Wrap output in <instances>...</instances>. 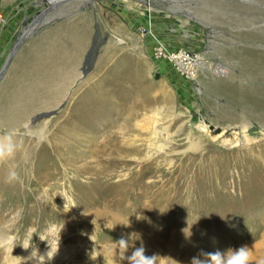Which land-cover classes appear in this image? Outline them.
Masks as SVG:
<instances>
[{
	"label": "rangeland",
	"instance_id": "374dc122",
	"mask_svg": "<svg viewBox=\"0 0 264 264\" xmlns=\"http://www.w3.org/2000/svg\"><path fill=\"white\" fill-rule=\"evenodd\" d=\"M125 1L136 7L127 10ZM138 9L155 14L146 22ZM154 36L156 47L200 57L207 66L187 65L186 72L179 70L183 79L170 76L153 54ZM263 37V0H0V135L16 130L24 154L13 163L31 178L28 199L0 190V264H39L40 256L45 264H129L140 247L156 257L154 264L166 259L167 249L173 263L191 264L205 253L247 247L249 263L258 264L254 259L264 248V109L257 103H264V65L256 66L252 53L264 54ZM129 66L135 73L142 69L141 77L128 78L130 69H121ZM151 86L159 103L136 108L140 92ZM59 88L61 97L52 94ZM93 90L110 103L97 126L83 128L78 113ZM54 106L57 113L48 117ZM67 134L77 137L72 154L62 145L52 154V141ZM79 135L91 139L80 144ZM111 135L122 147L94 155ZM37 148L48 153L26 158ZM34 163L44 165L35 170ZM87 164L115 173L112 182L146 172L137 179L138 190L159 203L165 237L128 244L124 252L118 243H104L94 208L77 211L63 203V212L74 213L65 222L36 204L48 200L55 180L66 183L74 167ZM26 200L40 209L28 212ZM59 239V251L48 260L49 244Z\"/></svg>",
	"mask_w": 264,
	"mask_h": 264
},
{
	"label": "bare ground",
	"instance_id": "6f19581e",
	"mask_svg": "<svg viewBox=\"0 0 264 264\" xmlns=\"http://www.w3.org/2000/svg\"><path fill=\"white\" fill-rule=\"evenodd\" d=\"M129 5H131V7ZM124 7L125 8H127V7L134 8V7H136L135 2L129 3L127 1H125ZM127 10H128V8H127ZM137 12H141V13L146 15V20H147L146 22L150 21L149 17H150V15H152L154 13L153 10H146V9H141V10L138 9ZM153 39H156V40L152 41L153 43H152L151 47L153 48V54L156 53V56H159V60H161L163 62L164 67L165 68L167 67V69L169 70L168 72H169L170 76H175V78L180 77L183 79L184 77L181 75L179 70H183L186 72V70L188 69L187 65L193 66L196 69H199L200 67H205V65L207 66L206 61H204L202 58L197 57V56H191L190 57L188 55H181V54L180 55H177V54L172 55L167 48L163 49L160 46V44L158 47H156V45H158V44H155L156 42H158L157 37L154 36ZM263 39H264V37H263ZM252 55L256 56L257 59H259V61L254 62L256 66L264 65V54L261 53V54L256 55L255 53H252ZM78 59H80V58H78ZM119 61H121V60H119ZM122 64H123V62L121 61L118 64V68L119 67L121 68ZM133 67L134 66H129L127 68L124 67L121 69V71L126 70V69H130L129 72H126L128 78H130V77L133 78L135 76H137L138 78L141 77V73L143 74L142 69H141V72L138 71L135 73L136 68L134 67V70H133ZM77 68H79V67H77ZM140 68L141 67H139V69ZM73 74H75V73H73ZM52 75H53V73H52ZM74 82H73V84H74ZM131 82H132V80H131ZM49 83H50V81H49ZM60 83H62V82H60ZM48 85L51 86L50 84H48ZM138 86H142V85H138ZM138 86H136V88ZM60 88L63 89V85H61ZM60 88L58 89V91H54L52 94H54L55 96L57 94V96L61 97L62 96L61 93H63V91H60L61 90ZM136 88H134V89H136ZM145 88H146L145 90L140 92L142 94L141 97H144V98L140 99L141 103H140V105H136V108H137V106L145 107V105H148L149 107H153L155 104L159 103L158 102L159 100H157V97L153 96L154 89H152V86L151 87H145ZM140 89H143V87H141ZM75 90H77V88H75ZM72 91L73 90L70 89V91H69L70 93L68 92L69 95L71 94ZM94 91L95 90H93V93L90 96V99H89L87 106H84L83 111L82 112L80 111L78 113L79 114L78 115V121L83 122V120H84L83 128L85 126L86 127L87 126H90V127L97 126L99 120L101 121L102 118H104V117H102L101 111L105 110L104 108L107 107V105L110 103L108 101L109 100L108 97L101 95V94H98L97 91H95V92ZM89 94H90V92H89ZM133 94H135V93H133ZM139 96L140 95H138L136 97H139ZM135 100H136V98H135ZM66 101H67V99H66ZM133 102H135V101H133ZM135 103L139 104V102H135ZM120 105L122 106L123 104L120 103ZM129 105L132 106L130 103H129ZM257 105H258L259 109H264V103L258 102ZM123 106H125V104ZM124 108H126V107H124ZM55 109H56V107L54 106L52 108L53 111L51 113L47 114V116L48 117L51 116L52 113L56 114L57 111L55 112ZM64 111L66 112V109ZM64 111H63V113H64ZM50 120H51V118L49 119V121ZM53 120L54 119H52L51 121H53ZM67 120H68V118H67ZM204 127H205V125H204ZM63 134H64V132H63ZM88 137L89 136L85 137L83 135H79V138L77 141H79L78 143L82 144L84 142V139H86ZM76 138L77 137L75 135L72 136V134H67L64 139H62V138H61V140L54 139L52 141V146H51L52 149L54 150V153H52V154H55L58 151L57 147L59 145H62V147L65 149L66 154L71 153L70 144L73 145V140H76ZM82 138H84V139H82ZM41 139L42 138H40V140ZM89 139H91V137H89ZM77 141H75V143ZM110 147H111V149L114 148L115 150H119L120 147H122V146L117 144V139H114V136H112V135L108 138L107 142L102 143L100 148L96 149V152H94L93 154L96 155L98 152L101 153V151H102V153L106 152L107 148H110ZM22 149H23V147L21 146V144H19V148H18V151H17L14 159L10 160V163H5L3 165H0V190L8 192L7 194H10L14 197H26V199H28L30 197L25 194V191L28 190V186L30 184L31 178H29L27 176V174L26 175L23 174V176H21V174H20L21 169L19 171L16 170L19 167L18 164L13 163L14 160L22 154V153H20ZM63 151H61V152L63 153ZM122 152H123V150H122ZM47 153H48L47 149H42V152H40L39 148H37L36 151H34L33 149L30 151L29 150L26 151L25 156H26V158L29 159V157L31 155H33L34 158L37 159V158H40L41 155L47 154ZM23 154H24V152H23ZM23 154H22V156H23ZM128 154L129 155L132 154L131 156H133L134 151H129ZM70 164H71V161L69 162V165ZM26 165H28V167H31L30 166L31 163H26ZM34 165H35V170H38L41 166L44 165V163H34ZM93 167L94 168L90 167L88 164L86 166H81L79 168L77 167V169H76V167H74V169H75L74 171H76V174H74V176L69 178L66 183H60L58 180H55L54 183H52L50 185V190H49L50 195H47V193H46V197H48V200L46 202L36 201V204H40L42 209H46V210L49 209V210H52L53 212L57 211L56 214H59L60 216H62V218L64 219L65 222L66 221L71 222V214L74 215V213L68 212V211H67L68 213L66 211L63 212L65 210L62 207L63 203H67L69 208L71 207V208H73V210H77V211H82V210H87L89 208H94V210L96 212H94V214H92V216L95 219V223H97L96 226L100 227L103 230L104 234H106L103 241H104V243H107V245L111 244V243H118L121 239H125L126 241H128V244L140 243L143 240H145V238L147 239V241L150 240V243H154V238L158 234H161L162 236L165 237V234L168 232V230L165 227H160L158 225V223L160 224V222L162 221V217L164 216L163 213L158 215L157 207L159 206V203H155V202H157L156 199H152L150 196H148L150 193H148L146 190L145 191L142 190L141 192H139V190H138V187L141 185H139L137 183V179L143 173L147 174L146 172L142 171L141 169L137 170V171H131L124 178H121L116 182H112L116 176L115 173H112V172L110 173L108 171V169H102L101 167H98V166H93ZM13 168L19 173L20 180L14 182L12 184L6 183L5 178H6L7 172ZM25 168L27 169V167H25ZM25 168H24V170H25ZM87 168L91 169L92 173H90L89 169H87ZM84 175H87L88 178H85L87 181H81L80 180V176H84ZM153 200H155V202ZM24 207H25L24 208L25 210H27L28 212H31V213H32V211L40 209L38 207V205L37 206H32V205L30 206L29 202L27 200H26V204L24 205ZM2 220L3 219L0 218V222H2ZM68 225L64 227L65 230H70ZM103 232H101V233H103ZM171 240L173 242V238ZM168 246H171V244ZM165 248H167L166 244H165ZM258 250L260 251L259 253H261V256L256 257L254 259V263L262 264L261 258L262 259L264 258V248L260 247ZM166 254H167L166 259H164L163 261H161L159 259L158 263H156V264H175V263H173V254L171 251H169V249L166 250ZM120 264H121V262H120ZM249 264H251V263H249Z\"/></svg>",
	"mask_w": 264,
	"mask_h": 264
},
{
	"label": "clouds",
	"instance_id": "9594fccd",
	"mask_svg": "<svg viewBox=\"0 0 264 264\" xmlns=\"http://www.w3.org/2000/svg\"><path fill=\"white\" fill-rule=\"evenodd\" d=\"M17 132L16 130H9L6 133L0 135V163H6L14 159L19 144L16 140ZM6 183L12 184L20 180L19 173L13 168L7 172ZM33 234V233H32ZM42 241H47L42 239ZM48 242V241H47ZM60 239L56 242V246L50 245V250L47 253V259L52 260L57 252L59 251ZM31 243V242H29ZM118 244L124 250L128 249V241L121 239ZM25 249L29 247L27 245H22ZM205 256L204 260L198 257H193L191 264H249L250 262V251L247 247H241L238 250H228L226 253L220 251H215L211 253L203 254ZM156 257H146L144 253V248H137L130 257H128L129 264H154ZM39 264H45V258L40 256Z\"/></svg>",
	"mask_w": 264,
	"mask_h": 264
},
{
	"label": "water",
	"instance_id": "95a60500",
	"mask_svg": "<svg viewBox=\"0 0 264 264\" xmlns=\"http://www.w3.org/2000/svg\"><path fill=\"white\" fill-rule=\"evenodd\" d=\"M7 65H8V63H7ZM7 65H6V67H7ZM6 67H5V68H6ZM2 74H3V73H0V77H1Z\"/></svg>",
	"mask_w": 264,
	"mask_h": 264
}]
</instances>
